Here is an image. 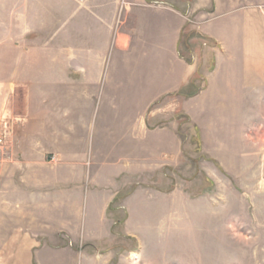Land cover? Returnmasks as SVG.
Listing matches in <instances>:
<instances>
[{
    "label": "crops",
    "instance_id": "1",
    "mask_svg": "<svg viewBox=\"0 0 264 264\" xmlns=\"http://www.w3.org/2000/svg\"><path fill=\"white\" fill-rule=\"evenodd\" d=\"M46 3L54 30L7 80L26 88L25 109L3 129L0 108V264L144 259L145 229L175 223L181 115L205 147L255 130L239 117L264 100V0ZM118 223L138 240L129 255L114 245Z\"/></svg>",
    "mask_w": 264,
    "mask_h": 264
},
{
    "label": "rangeland",
    "instance_id": "2",
    "mask_svg": "<svg viewBox=\"0 0 264 264\" xmlns=\"http://www.w3.org/2000/svg\"><path fill=\"white\" fill-rule=\"evenodd\" d=\"M46 1L0 0V108L3 112L10 108L9 116L1 120L3 129L25 109L26 88L21 83L13 88L10 82L7 87L13 67L40 30L49 33L55 28L52 14H46L55 6ZM38 11L46 19L39 20ZM182 48L191 58L185 43ZM205 57L211 56L207 52ZM117 58L116 53L111 59L109 77L116 75ZM209 62L205 66L210 67ZM254 107V116L239 118L241 123H254L255 130L244 140L240 139L244 133L234 132V147H205L201 132L181 115L185 147L174 168L175 223L148 226L141 249L144 259L133 252L132 261L119 264H264V100H256ZM213 206L216 212L204 210ZM115 233L114 245L121 253L129 255L137 248V238L125 234L124 223L117 224Z\"/></svg>",
    "mask_w": 264,
    "mask_h": 264
}]
</instances>
